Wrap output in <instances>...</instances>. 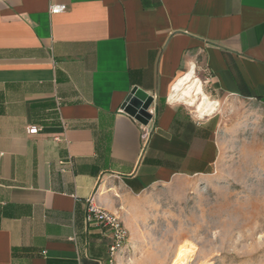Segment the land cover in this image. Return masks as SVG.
Instances as JSON below:
<instances>
[{
	"label": "crops",
	"instance_id": "obj_1",
	"mask_svg": "<svg viewBox=\"0 0 264 264\" xmlns=\"http://www.w3.org/2000/svg\"><path fill=\"white\" fill-rule=\"evenodd\" d=\"M199 57L264 103V0H0V264H166L130 236L110 263L84 215L90 200L129 230L141 195L211 173L216 120L171 98ZM132 88L153 97L147 126L121 109Z\"/></svg>",
	"mask_w": 264,
	"mask_h": 264
},
{
	"label": "rangeland",
	"instance_id": "obj_2",
	"mask_svg": "<svg viewBox=\"0 0 264 264\" xmlns=\"http://www.w3.org/2000/svg\"><path fill=\"white\" fill-rule=\"evenodd\" d=\"M193 76L216 110L200 117L172 101L198 121L216 120L217 160L203 177H179L137 198L127 231L150 253L163 250L166 264L181 247L190 251L185 264H264V103L215 88L200 57Z\"/></svg>",
	"mask_w": 264,
	"mask_h": 264
},
{
	"label": "built area",
	"instance_id": "obj_3",
	"mask_svg": "<svg viewBox=\"0 0 264 264\" xmlns=\"http://www.w3.org/2000/svg\"><path fill=\"white\" fill-rule=\"evenodd\" d=\"M66 10V6L62 4L51 5L49 7V14L57 15L58 13H62ZM150 113L152 114L151 110ZM37 127H29L28 135H33L38 132ZM142 137L146 136V129L143 127L142 129ZM85 222L87 225H98L100 227L105 228L109 232H111V244L109 249L110 263L113 261L115 255L122 250L125 249L126 243L128 241L129 234L127 230H125L121 220L118 216L113 213H109L102 209H99L96 206H93L91 201L89 200L88 206L85 211Z\"/></svg>",
	"mask_w": 264,
	"mask_h": 264
},
{
	"label": "bare ground",
	"instance_id": "obj_4",
	"mask_svg": "<svg viewBox=\"0 0 264 264\" xmlns=\"http://www.w3.org/2000/svg\"><path fill=\"white\" fill-rule=\"evenodd\" d=\"M179 97L180 100L195 107L200 117L213 113L219 103L211 101L201 88V83L189 72L177 80L172 86L171 98ZM190 257V251L179 248L174 255L172 264H185Z\"/></svg>",
	"mask_w": 264,
	"mask_h": 264
},
{
	"label": "water",
	"instance_id": "obj_5",
	"mask_svg": "<svg viewBox=\"0 0 264 264\" xmlns=\"http://www.w3.org/2000/svg\"><path fill=\"white\" fill-rule=\"evenodd\" d=\"M153 97L139 88H132L122 104V110L135 122L147 126L152 119L150 109L153 106Z\"/></svg>",
	"mask_w": 264,
	"mask_h": 264
},
{
	"label": "trees",
	"instance_id": "obj_6",
	"mask_svg": "<svg viewBox=\"0 0 264 264\" xmlns=\"http://www.w3.org/2000/svg\"><path fill=\"white\" fill-rule=\"evenodd\" d=\"M240 95L245 98L249 97L248 93H246L244 90L240 92Z\"/></svg>",
	"mask_w": 264,
	"mask_h": 264
}]
</instances>
